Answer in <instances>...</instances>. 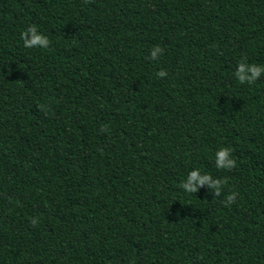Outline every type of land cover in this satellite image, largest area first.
<instances>
[{
    "label": "trees",
    "instance_id": "obj_1",
    "mask_svg": "<svg viewBox=\"0 0 264 264\" xmlns=\"http://www.w3.org/2000/svg\"><path fill=\"white\" fill-rule=\"evenodd\" d=\"M30 25L49 48L23 46ZM244 56L264 65V0H0V264H264ZM194 169L224 194L180 188Z\"/></svg>",
    "mask_w": 264,
    "mask_h": 264
},
{
    "label": "clouds",
    "instance_id": "obj_2",
    "mask_svg": "<svg viewBox=\"0 0 264 264\" xmlns=\"http://www.w3.org/2000/svg\"><path fill=\"white\" fill-rule=\"evenodd\" d=\"M87 2V0H85ZM21 39L25 48H41L47 49L50 46V38L43 32L39 31L36 25L28 26L22 33ZM164 52V49L156 45L150 51L149 59H158ZM157 78L163 79L168 76V72L165 69H160L156 73ZM235 78L241 83L253 84L262 76H264V65L249 63L247 56L242 57L238 63L234 72ZM40 109L48 114L50 106L41 104ZM107 127L106 125L104 126ZM233 149L227 146H222L215 153V166L218 169L231 170L236 167L237 161L232 157ZM227 178H214L211 174L204 173L199 169H194L189 172L187 178L180 183V188L188 193H196L201 188L207 187L208 190L214 195L219 197L224 194L225 186L227 185ZM239 193L236 191L228 192L225 195L224 204L230 206L238 199ZM32 224L38 223L37 218L31 219Z\"/></svg>",
    "mask_w": 264,
    "mask_h": 264
}]
</instances>
